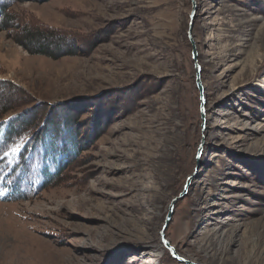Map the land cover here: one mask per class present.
Returning a JSON list of instances; mask_svg holds the SVG:
<instances>
[{"label":"rangeland","instance_id":"1","mask_svg":"<svg viewBox=\"0 0 264 264\" xmlns=\"http://www.w3.org/2000/svg\"><path fill=\"white\" fill-rule=\"evenodd\" d=\"M4 3L2 116L67 120L80 147L45 188L1 178L0 264H264V0ZM189 176L163 231L186 261L161 231Z\"/></svg>","mask_w":264,"mask_h":264},{"label":"trees","instance_id":"2","mask_svg":"<svg viewBox=\"0 0 264 264\" xmlns=\"http://www.w3.org/2000/svg\"><path fill=\"white\" fill-rule=\"evenodd\" d=\"M4 1L0 0V26L2 29H8L13 16L6 11ZM24 32L22 39L25 41L21 39L22 44L35 43L38 45L36 52L55 56L49 44L40 42L46 36L43 31L27 28ZM10 109L11 106H8L7 102L0 104V155L3 150L12 147L13 137L17 131L28 128L25 127L27 124L22 122L15 126L16 120H20L19 115L7 119L2 116ZM43 122V126L36 129L43 132L39 136L32 135L34 129L28 128L31 132L27 134L28 140L23 145L17 161L6 162L4 158L3 163L0 160V179L3 180V186L9 188L8 198L24 196L27 192L36 190L35 185L39 188L51 185L79 152L80 145H77L75 150L72 149V145L76 146L75 135L72 137L71 132L66 134L72 127L71 122L55 119L49 121L48 117ZM29 162H33L30 168Z\"/></svg>","mask_w":264,"mask_h":264},{"label":"water","instance_id":"3","mask_svg":"<svg viewBox=\"0 0 264 264\" xmlns=\"http://www.w3.org/2000/svg\"><path fill=\"white\" fill-rule=\"evenodd\" d=\"M195 11V6H194V9ZM192 17L194 16V13L191 15ZM191 28H192V22L190 23V27H189V36L190 38H192V35H191ZM196 48H194V51H193V55L194 57H196ZM201 69H200V65L199 63H196V80H197V85H198V88L201 90V92L203 91V85H202V82H201ZM203 107H204V104H203V101L201 102V109H202V113H204L203 111ZM202 147V143L201 145L199 146V150L201 149ZM192 180V176H189L187 181H186V184H185V190H183V192H181V194L177 197H174L172 200H171V203L169 205V209H168V212H167V215H166V218H165V223L162 227V231H161V234H162V239L164 241V244L167 248H169L171 250V252L176 256L178 257L180 260H186L188 261L187 259H184L183 257H179L175 251V248L174 246L170 243V241L168 239L165 238V235H164V228L167 227L169 221L171 220V217H172V214H173V211H174V206H175V203L177 201V199L181 196H183L185 194V192L187 191V188L190 184Z\"/></svg>","mask_w":264,"mask_h":264},{"label":"bare ground","instance_id":"4","mask_svg":"<svg viewBox=\"0 0 264 264\" xmlns=\"http://www.w3.org/2000/svg\"><path fill=\"white\" fill-rule=\"evenodd\" d=\"M1 4V3H0ZM259 34H260V36H262L261 38H263L264 37V22H263V24L259 27ZM94 110H96V109H94ZM97 113V112H96ZM254 244V243H253ZM225 246V245H224ZM226 249V248H225ZM224 249V250H225ZM223 251V250H222ZM250 251H255L254 250V246L253 245H251V248H250ZM217 252V251H216ZM217 254V253H216ZM250 256V255H249ZM213 260L214 261H216L217 263H219V264H224L225 263V261H224V259H223V257H217V258H213Z\"/></svg>","mask_w":264,"mask_h":264},{"label":"snow or ice","instance_id":"5","mask_svg":"<svg viewBox=\"0 0 264 264\" xmlns=\"http://www.w3.org/2000/svg\"><path fill=\"white\" fill-rule=\"evenodd\" d=\"M19 150H20V146L17 145L15 147H11L10 153L13 154V155H15L16 153L19 152ZM10 153L7 150H3L2 155H0V160H3L4 157L8 156Z\"/></svg>","mask_w":264,"mask_h":264}]
</instances>
